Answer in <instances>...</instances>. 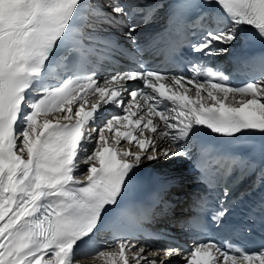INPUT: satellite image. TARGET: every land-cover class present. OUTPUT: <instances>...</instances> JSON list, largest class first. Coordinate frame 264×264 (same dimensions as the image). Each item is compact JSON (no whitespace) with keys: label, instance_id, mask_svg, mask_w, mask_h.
<instances>
[{"label":"snow or ice","instance_id":"obj_1","mask_svg":"<svg viewBox=\"0 0 264 264\" xmlns=\"http://www.w3.org/2000/svg\"><path fill=\"white\" fill-rule=\"evenodd\" d=\"M246 133L264 0H0V264H264V139H206ZM173 161L195 190L159 171L145 190Z\"/></svg>","mask_w":264,"mask_h":264},{"label":"bare ground","instance_id":"obj_2","mask_svg":"<svg viewBox=\"0 0 264 264\" xmlns=\"http://www.w3.org/2000/svg\"><path fill=\"white\" fill-rule=\"evenodd\" d=\"M80 264H100V261L95 260L94 258L80 260Z\"/></svg>","mask_w":264,"mask_h":264},{"label":"rangeland","instance_id":"obj_3","mask_svg":"<svg viewBox=\"0 0 264 264\" xmlns=\"http://www.w3.org/2000/svg\"><path fill=\"white\" fill-rule=\"evenodd\" d=\"M86 259H89V258H86ZM81 260H83V259H81Z\"/></svg>","mask_w":264,"mask_h":264}]
</instances>
